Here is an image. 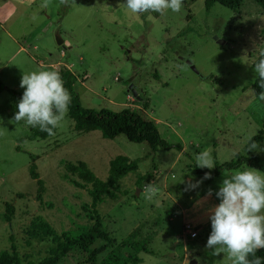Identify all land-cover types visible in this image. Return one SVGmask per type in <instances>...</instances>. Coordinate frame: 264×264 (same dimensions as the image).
Listing matches in <instances>:
<instances>
[{
    "label": "rangeland",
    "instance_id": "obj_1",
    "mask_svg": "<svg viewBox=\"0 0 264 264\" xmlns=\"http://www.w3.org/2000/svg\"><path fill=\"white\" fill-rule=\"evenodd\" d=\"M44 3L0 0V82L5 87L0 90V252L12 239L21 264H38L45 258L55 259V264H89L80 250L54 252L63 231L91 225L83 209L90 202L87 188L63 178L64 164L84 161L105 179L110 160L123 154L139 159V166L118 180L115 197H104L98 205L114 242L97 261L139 227L150 237L153 253H138L137 264H190L191 259L195 264H231L226 254L214 255L205 247L209 218L197 225L185 213L209 188L214 200L208 207L218 204L215 192L226 176L258 168L245 163L223 170L195 191H184L181 179H200L189 166L205 150L218 164L241 154L264 160V96H255L251 88L257 77L252 62L264 51L262 8L254 0H243L236 8L218 2L206 8L204 0H183L180 13L168 10L155 17L131 13L125 0H74L69 5L48 0L47 7H41ZM60 63L80 78L74 89L83 106L135 108L155 123L162 138L182 149H158L148 155L147 142L130 141L124 134L108 139L98 129L75 131L68 114L55 136L26 138L28 125L11 122L20 98L9 89L22 94L23 72L52 70ZM260 132L259 147L248 152V138ZM29 154L36 156L37 172L45 182L42 203L29 176ZM148 171L152 179L137 187L138 175ZM149 182L159 190L152 200L146 198ZM8 205L13 206L9 221L4 217ZM186 222L195 236L184 228Z\"/></svg>",
    "mask_w": 264,
    "mask_h": 264
},
{
    "label": "trees",
    "instance_id": "obj_2",
    "mask_svg": "<svg viewBox=\"0 0 264 264\" xmlns=\"http://www.w3.org/2000/svg\"><path fill=\"white\" fill-rule=\"evenodd\" d=\"M242 1L243 0H204V4L206 8L211 7L216 2L229 8H236ZM254 1L264 11V0ZM151 14L155 17L160 15L158 13ZM261 53L253 60L252 65L261 58ZM52 69L59 71L64 80L65 87L71 93L72 100L68 116L73 121V129L75 131L88 132L98 129L100 130L102 137L108 139H113L119 134H124L130 141L137 143L143 141L147 142L150 148L148 155L153 154L158 149H170L175 147L182 149L180 144L169 143L162 138L155 123L152 120L141 116L135 108L125 107L119 111H114L106 108L97 110L83 106L79 95L74 89L76 78L70 68L66 66V64L60 63L56 68ZM3 88L5 87L0 82V90ZM251 88L255 96H262L261 94L264 93V88L260 87L258 76L252 83ZM9 91L16 98L22 97V94L14 89L10 88ZM56 130L57 129H54L55 132ZM48 137L50 136L47 132H42L38 128L28 126V134L26 138L46 139ZM252 139L259 145L263 139L261 132L252 136ZM248 148L249 141L246 144L247 151ZM16 149H20L19 145L16 146ZM252 151L253 150L248 152ZM29 156L32 160L29 165V176L34 179L37 184L36 198L42 203L45 182L37 172V166L35 163L36 156L33 154H29ZM138 160L139 159L137 158L132 159L123 154L114 156L109 162L108 173L105 179L97 177L84 161H77L75 163L66 162L64 164L65 172L63 178L70 180L77 187L87 188L90 202L84 204L83 209L86 212L88 219L91 221V225H79L74 230L69 229L63 231L61 234L62 240L58 242L57 248L54 252L59 251L61 255H65L73 249L80 250L87 254L89 264H137L141 261V257L138 256V253H153L148 247L150 237L143 236L140 233V228L137 227L116 244L102 261H97L98 254L103 252L114 242V239L110 237L103 226L102 216L98 210V205L104 201V197L108 196L113 198L116 196L114 189L117 186L118 180L129 172L137 171L139 166ZM245 163L264 171V160L259 159L257 156H245L242 154L232 162H224L222 164L216 163L215 168L211 170L196 167V163L189 166V169L193 170L198 178H202L205 172L210 171L211 178L203 180L205 183L209 184L223 170L238 168ZM155 169L156 165L154 164L153 170ZM71 175H74L76 178H72ZM152 177V171L138 175L136 181L137 187L141 186L143 180L152 179ZM12 213L13 206L8 205L4 215L7 221L10 220V215ZM40 226L43 229H49V225L46 223H41ZM96 241H100V243L95 245ZM256 255L264 258V249L259 250ZM55 262V259L45 258L38 264H55ZM0 264H21L17 246L12 239L10 247L0 252Z\"/></svg>",
    "mask_w": 264,
    "mask_h": 264
},
{
    "label": "clouds",
    "instance_id": "obj_3",
    "mask_svg": "<svg viewBox=\"0 0 264 264\" xmlns=\"http://www.w3.org/2000/svg\"><path fill=\"white\" fill-rule=\"evenodd\" d=\"M48 0L41 7H47ZM74 0H60L69 5ZM125 6L131 13H158L164 15L168 10L180 13L183 0H125ZM264 88V52L252 65ZM19 86L24 89L19 99L12 121H24L28 126L55 136L54 129L62 128L71 104V93L65 87L59 71L40 70L22 74ZM264 96V93L261 94ZM248 151L256 150L259 145L248 138ZM233 153V156H237ZM196 167L213 169L216 162L208 150L195 156ZM211 178V172H205L199 180H182L184 191H195L205 179ZM158 188L151 182L146 184V198L152 200L158 194ZM213 190L208 189L206 197ZM215 196L219 203L209 209L211 232L205 247L213 250L214 255L224 253L231 264H264V258L256 253L264 249V174L258 169L237 171L224 178ZM199 203V202H198Z\"/></svg>",
    "mask_w": 264,
    "mask_h": 264
},
{
    "label": "crops",
    "instance_id": "obj_4",
    "mask_svg": "<svg viewBox=\"0 0 264 264\" xmlns=\"http://www.w3.org/2000/svg\"><path fill=\"white\" fill-rule=\"evenodd\" d=\"M207 191H205V193L200 197L196 198L193 201V205H191L188 211L185 213V217L191 221V223L203 225L206 222L205 218L209 217L210 208L208 205L214 200V195L212 194L211 197H206Z\"/></svg>",
    "mask_w": 264,
    "mask_h": 264
},
{
    "label": "water",
    "instance_id": "obj_5",
    "mask_svg": "<svg viewBox=\"0 0 264 264\" xmlns=\"http://www.w3.org/2000/svg\"><path fill=\"white\" fill-rule=\"evenodd\" d=\"M218 41H220V40H218ZM56 42H57L58 45H62L63 44V39L60 36L57 35L56 36ZM192 68H194V67L192 66ZM129 90H131V92H132V94L134 96H137L139 98V96L137 94V91L135 90L133 85L129 86ZM138 192H139V188L136 189V195H138ZM195 263H196L195 260H193V259L190 260V264H195Z\"/></svg>",
    "mask_w": 264,
    "mask_h": 264
},
{
    "label": "built area",
    "instance_id": "obj_6",
    "mask_svg": "<svg viewBox=\"0 0 264 264\" xmlns=\"http://www.w3.org/2000/svg\"><path fill=\"white\" fill-rule=\"evenodd\" d=\"M86 77H87V74H83L81 78L84 80ZM75 78L76 80L80 79L77 75H75ZM83 80H80V81L83 82ZM184 228L186 229L187 232H189L191 236H195L196 231L194 230L193 226L190 223L186 222L184 224Z\"/></svg>",
    "mask_w": 264,
    "mask_h": 264
}]
</instances>
